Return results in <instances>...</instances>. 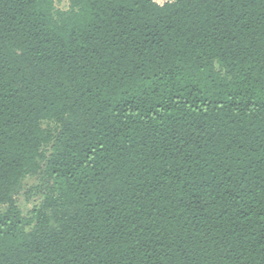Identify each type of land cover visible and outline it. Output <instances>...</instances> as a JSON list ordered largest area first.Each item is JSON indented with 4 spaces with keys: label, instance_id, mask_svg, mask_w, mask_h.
Instances as JSON below:
<instances>
[{
    "label": "trees",
    "instance_id": "obj_1",
    "mask_svg": "<svg viewBox=\"0 0 264 264\" xmlns=\"http://www.w3.org/2000/svg\"><path fill=\"white\" fill-rule=\"evenodd\" d=\"M0 264H264V0H0Z\"/></svg>",
    "mask_w": 264,
    "mask_h": 264
},
{
    "label": "rangeland",
    "instance_id": "obj_2",
    "mask_svg": "<svg viewBox=\"0 0 264 264\" xmlns=\"http://www.w3.org/2000/svg\"><path fill=\"white\" fill-rule=\"evenodd\" d=\"M56 9L67 10L70 7V0H54ZM160 4H164L165 2L172 0H155ZM47 126L48 123L45 122L43 124ZM54 126V123H53ZM41 183V178L39 175L28 176L22 182L19 187L16 199L19 207L22 212L26 214L29 210H31L34 206H39L42 204L44 199L43 189H36V186Z\"/></svg>",
    "mask_w": 264,
    "mask_h": 264
}]
</instances>
